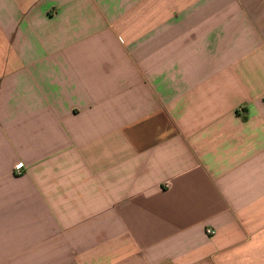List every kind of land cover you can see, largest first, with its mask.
<instances>
[{"label":"crops","instance_id":"0c3cea01","mask_svg":"<svg viewBox=\"0 0 264 264\" xmlns=\"http://www.w3.org/2000/svg\"><path fill=\"white\" fill-rule=\"evenodd\" d=\"M0 264H264V0H0Z\"/></svg>","mask_w":264,"mask_h":264},{"label":"built area","instance_id":"2783aa9c","mask_svg":"<svg viewBox=\"0 0 264 264\" xmlns=\"http://www.w3.org/2000/svg\"><path fill=\"white\" fill-rule=\"evenodd\" d=\"M22 168H23V165H22V164H19V165L16 167V171H17V172H20V171L22 170ZM208 234H210V235H214L215 232L212 231V230H208Z\"/></svg>","mask_w":264,"mask_h":264}]
</instances>
